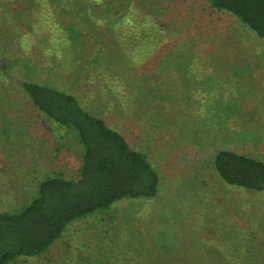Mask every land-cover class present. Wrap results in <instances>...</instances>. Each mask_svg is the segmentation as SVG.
I'll list each match as a JSON object with an SVG mask.
<instances>
[{"label":"rangeland","instance_id":"obj_1","mask_svg":"<svg viewBox=\"0 0 264 264\" xmlns=\"http://www.w3.org/2000/svg\"><path fill=\"white\" fill-rule=\"evenodd\" d=\"M70 24L88 31L80 46ZM0 64V212L81 164L75 133L18 80L74 94L160 177L155 198L80 218L10 264H264V192L213 166L221 150L264 161V39L236 17L207 0H0Z\"/></svg>","mask_w":264,"mask_h":264},{"label":"trees","instance_id":"obj_2","mask_svg":"<svg viewBox=\"0 0 264 264\" xmlns=\"http://www.w3.org/2000/svg\"><path fill=\"white\" fill-rule=\"evenodd\" d=\"M207 1L264 39V0ZM86 31L70 24L67 33L80 46L77 38H84ZM0 73V81L6 83L10 75H6L5 64H0ZM18 83L45 119L75 133L82 149L81 164L74 179L63 175L46 177L39 183L36 196L22 209L0 212V264L38 257L74 221L109 210L124 199H153L160 185V177L147 155L134 149L102 117L87 111L74 94L30 80ZM213 166L226 184L264 192L263 160L221 150Z\"/></svg>","mask_w":264,"mask_h":264}]
</instances>
